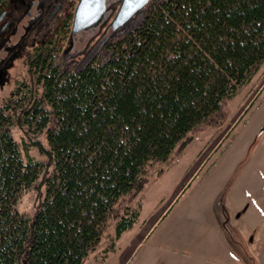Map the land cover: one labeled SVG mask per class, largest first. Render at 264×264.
Instances as JSON below:
<instances>
[{
  "label": "trees",
  "instance_id": "16d2710c",
  "mask_svg": "<svg viewBox=\"0 0 264 264\" xmlns=\"http://www.w3.org/2000/svg\"><path fill=\"white\" fill-rule=\"evenodd\" d=\"M263 64L264 0H150L93 52H36L34 82L0 104V264H82L113 220L114 251L149 171L171 166L190 133L222 126ZM13 125L47 146L19 144ZM44 169L30 219L17 202Z\"/></svg>",
  "mask_w": 264,
  "mask_h": 264
},
{
  "label": "rangeland",
  "instance_id": "374dc122",
  "mask_svg": "<svg viewBox=\"0 0 264 264\" xmlns=\"http://www.w3.org/2000/svg\"><path fill=\"white\" fill-rule=\"evenodd\" d=\"M111 33L110 24L83 32L76 37L70 55L82 57L88 51L97 50ZM67 46L68 41H64L62 51ZM261 68L262 71L260 69L253 77L254 81L252 79L248 85L241 87L238 94L228 101V115L222 126L190 133L186 147L174 157L171 166L159 164L149 171L143 189L125 204L136 210L139 216L133 228L115 242V250H108L115 233L116 221L113 220L100 245L82 264H163V247H173L172 242L180 244L183 241L186 252H190L196 244L195 235L200 236L193 216L199 217L200 221L201 216L203 221L207 218L205 210L210 207L219 187L225 185L213 205L219 213L222 198L236 197L244 192V189L239 191L235 186L231 187L232 180L225 181L228 170L245 158L251 143L254 144V152H257L259 140L256 135L264 125V92L254 97L258 84L264 79V64ZM15 76L18 82H31L23 65H18ZM15 86H8L0 92V104L9 99ZM39 90L42 88L39 87ZM11 130L19 144L32 139L40 140L44 147L47 146L44 134L34 135L16 125ZM29 154L37 160H48L37 148L31 149ZM249 155L251 158V153ZM160 170H163L161 176L158 175ZM44 173L45 169L33 185L22 192L17 202L16 208L30 219L46 195V187L42 183ZM200 226L204 228V222L198 228Z\"/></svg>",
  "mask_w": 264,
  "mask_h": 264
},
{
  "label": "crops",
  "instance_id": "0c3cea01",
  "mask_svg": "<svg viewBox=\"0 0 264 264\" xmlns=\"http://www.w3.org/2000/svg\"><path fill=\"white\" fill-rule=\"evenodd\" d=\"M263 92L264 79L258 84L254 97ZM256 137L259 140L257 152L251 143L245 158L226 175V183L230 179L231 187L244 189V192L222 198L219 213L213 205L225 185L219 187L205 210L207 218L203 221L201 216L200 221L193 216L196 231L200 232V236L194 237L195 246L187 253L183 241L170 243L173 247H163V264H264V131ZM209 203L210 199L207 206ZM203 222L204 228H198Z\"/></svg>",
  "mask_w": 264,
  "mask_h": 264
},
{
  "label": "flooded vegetation",
  "instance_id": "af4514ba",
  "mask_svg": "<svg viewBox=\"0 0 264 264\" xmlns=\"http://www.w3.org/2000/svg\"><path fill=\"white\" fill-rule=\"evenodd\" d=\"M79 2L80 0H0V92L16 84L13 93L22 84L30 85L34 82L30 66L39 50L53 45L62 47V43L68 41V46L63 50L68 57L71 56L78 35L99 26L110 24L111 27V21L122 0H105V11L99 25L72 34ZM18 65L26 67L31 82L16 80L15 70Z\"/></svg>",
  "mask_w": 264,
  "mask_h": 264
},
{
  "label": "water",
  "instance_id": "95a60500",
  "mask_svg": "<svg viewBox=\"0 0 264 264\" xmlns=\"http://www.w3.org/2000/svg\"><path fill=\"white\" fill-rule=\"evenodd\" d=\"M150 0H122L121 5L111 21V29L117 32L126 28L129 23L144 9ZM105 0H80L74 15L72 34L96 27L102 20L105 11ZM264 131V125L260 132Z\"/></svg>",
  "mask_w": 264,
  "mask_h": 264
}]
</instances>
